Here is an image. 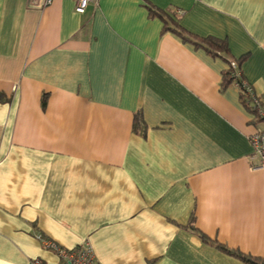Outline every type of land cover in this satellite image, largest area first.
Wrapping results in <instances>:
<instances>
[{
    "label": "crops",
    "instance_id": "crops-1",
    "mask_svg": "<svg viewBox=\"0 0 264 264\" xmlns=\"http://www.w3.org/2000/svg\"><path fill=\"white\" fill-rule=\"evenodd\" d=\"M242 56L264 100V0H0V264H57L39 235L97 264H245L192 214L264 257V124L223 84Z\"/></svg>",
    "mask_w": 264,
    "mask_h": 264
},
{
    "label": "built area",
    "instance_id": "built-area-1",
    "mask_svg": "<svg viewBox=\"0 0 264 264\" xmlns=\"http://www.w3.org/2000/svg\"><path fill=\"white\" fill-rule=\"evenodd\" d=\"M98 1L99 0H76V12L83 14L91 2L97 3ZM52 2L53 0H29L30 5L33 7H46ZM233 67H235V63H233ZM237 75L239 77L241 76L239 72ZM236 87L240 91L242 90L244 93L251 96L254 113L264 124L263 98L255 92L252 84L245 79L241 80V82H236ZM249 137L255 153L261 159V164L257 166V168H262L264 167V127L255 131ZM39 238L42 239V242L47 249L55 252L58 257L57 264H97L95 261L94 250L89 240H86L75 247L67 248L61 246L56 241L44 238L41 235H39ZM30 264H45V262L40 257H36L30 261Z\"/></svg>",
    "mask_w": 264,
    "mask_h": 264
},
{
    "label": "trees",
    "instance_id": "trees-1",
    "mask_svg": "<svg viewBox=\"0 0 264 264\" xmlns=\"http://www.w3.org/2000/svg\"><path fill=\"white\" fill-rule=\"evenodd\" d=\"M151 14L152 15H155V14L162 15L161 13L159 14V12L156 10H151ZM162 17L164 16L162 15ZM167 23H168V26L166 28L174 29L178 31L179 33H181L184 39H189L187 36L184 35L186 31L184 30L182 26H180L179 24H176V26H169L170 25L169 20H167ZM201 41L202 42L200 43V45L213 54H219L222 52L225 53L229 51L228 43L225 40H221L215 37H208V38H203ZM245 58L246 56H242L241 58L228 59L229 68L225 70L224 75H223V84L225 86L226 85H236V82H241V80L243 79L247 80L242 70V63L245 61ZM233 63H235V67H233ZM238 72L241 75L240 77L237 75ZM240 95H241V100L243 104L246 106V108L254 112L252 108L253 106L251 103V96L247 95L242 90L240 91ZM8 100L9 98L4 93L0 92V101L6 102ZM134 129L137 131H141V133L142 132L144 133L146 130V129H143V122H142L141 114H137L134 118ZM195 221H196V217L194 216V214H192L188 225H185L184 227L189 228L193 230L194 232H196L198 236L206 243H209L215 246L216 248H219L220 250L226 252L227 254L242 260L245 264H264V257H258L252 254L245 253L238 248H231L218 240H214L210 238L206 233L202 232L198 227L195 226Z\"/></svg>",
    "mask_w": 264,
    "mask_h": 264
}]
</instances>
